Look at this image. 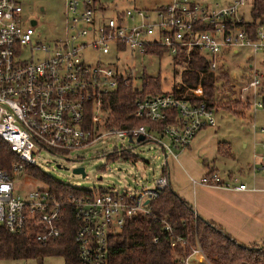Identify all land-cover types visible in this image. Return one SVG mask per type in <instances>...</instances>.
I'll list each match as a JSON object with an SVG mask.
<instances>
[{"label": "built area", "instance_id": "obj_1", "mask_svg": "<svg viewBox=\"0 0 264 264\" xmlns=\"http://www.w3.org/2000/svg\"><path fill=\"white\" fill-rule=\"evenodd\" d=\"M105 2L64 0V36L48 44L32 43L35 21L22 24L18 0H0V140L18 160L9 171L0 168V227L9 233L22 232L30 211H38L43 223L56 219L60 203L50 196L46 185L24 194L13 188L15 179L28 175L23 172L24 163L37 165L40 148L63 157L73 149L116 134L136 142L152 139L164 152L161 172L151 182L136 183L132 189H92L91 195L67 199L74 216L81 221L74 233L81 264L108 263L110 235L120 231L128 217L149 214L150 202L167 185V156H176L197 131L216 123L213 107L162 90L128 99L132 117L148 120L149 125L113 124L109 95L120 83L132 84V80L112 63L98 58L87 61V51L105 55L110 50L117 53L136 48L149 53L146 47L152 45L161 47L172 59H184V64L195 53L212 73L215 89L222 82L219 75L225 73L236 97L248 101L253 110L263 107L258 86L259 65L264 63V26H256L251 33L240 24L247 21L243 19V9L248 7L250 14L254 0L210 6L195 0H163L151 8L113 9L110 15L104 14ZM245 46L250 53L242 72L236 75L229 67L224 69L223 53ZM187 89L195 95L202 93L200 84ZM138 135L142 136L139 141ZM261 159L264 163V155ZM256 168L254 164L252 170ZM191 181L245 188L243 183L234 186V177L224 178L214 171ZM163 228L171 234L167 222ZM56 234L53 228L37 233L35 238L45 240ZM171 239V245L184 242L178 235ZM189 247L185 255L178 257L180 264H213L197 239Z\"/></svg>", "mask_w": 264, "mask_h": 264}, {"label": "trees", "instance_id": "obj_2", "mask_svg": "<svg viewBox=\"0 0 264 264\" xmlns=\"http://www.w3.org/2000/svg\"><path fill=\"white\" fill-rule=\"evenodd\" d=\"M251 33L258 25L264 26V0H254L250 10V19L240 23ZM159 46L146 47L149 53L161 54ZM182 68L179 81L172 84L171 91L178 97L191 101H203L208 107L230 108V100L218 103L223 95L215 93L212 73L199 55L192 53L186 64L184 59L173 58ZM219 77L224 80L225 73ZM263 82V81H262ZM258 86L259 98L264 107V83ZM200 84L202 93L195 95L187 88ZM222 84V82L220 83ZM217 90V89H216ZM227 90V89H225ZM158 79L143 75L139 86H132L130 81L119 84L109 95L111 122L120 127L125 125H149L150 121L132 117L128 99L132 95L143 97L161 92ZM238 98V97H236ZM236 101V100H234ZM238 102V101H236ZM156 124V123H155ZM219 154H229V144L225 140L217 142ZM107 158H127L125 150L107 151ZM18 161L8 145L0 140V168L7 171L13 162ZM23 172L43 182L50 196L60 206L54 221L43 223L38 211L26 213V225L20 233H9L0 227V257L35 258L39 262L46 255L60 254L63 264H81L77 255L74 233L81 221L72 212L67 199L79 195H91L92 189L80 188L58 181L42 171L37 165L24 163ZM209 172V171H208ZM149 214H135L128 217L120 231L109 237L107 264H180L179 256L185 255L189 245L197 239L204 253L213 264H264V243L242 244L234 240L221 227L198 216L187 200L174 191L169 183L160 191L150 204ZM171 228V234L163 228V221ZM55 228L57 234L45 240H37V233H47ZM181 236L183 243L171 245L172 236ZM156 237V240L153 238Z\"/></svg>", "mask_w": 264, "mask_h": 264}, {"label": "rangeland", "instance_id": "obj_3", "mask_svg": "<svg viewBox=\"0 0 264 264\" xmlns=\"http://www.w3.org/2000/svg\"><path fill=\"white\" fill-rule=\"evenodd\" d=\"M21 6L20 20L27 25L30 20H34V29L31 35L32 43H52L53 40L64 36V0H18ZM120 6L147 7L162 0H117ZM203 5L214 3L223 4L229 0H195ZM119 2V3H120ZM113 3H104V14L110 15ZM244 20L250 19L248 7L243 9ZM250 53L249 47H239L236 52L227 51L223 53L224 69L229 67L232 74H240L244 69L246 56ZM102 62H109L118 68L124 75H128L132 84L139 86L143 75L158 79L159 88L163 91L171 90L172 84L179 81L180 66L166 51L161 55L156 53H146L134 49L124 48L119 52L110 50L105 55L87 51L85 59L89 62L94 59ZM112 65V66H114ZM261 82L264 83V72ZM232 83L226 77L222 84L215 89V93L223 95L218 103L230 100L229 109H221L213 106L215 116V126L209 133L212 139L225 140L229 144V150L233 157H220L215 166L222 175L223 171L229 169L234 175L244 173L251 165L260 164L264 155V107H257L253 110V105L248 107V101L236 98ZM227 89V90H225ZM238 102H236V101ZM262 128V131L259 128ZM202 128V129H204ZM201 130V129H200ZM189 145V144H188ZM126 148L127 158L118 156L117 158H107L106 152L114 147ZM164 152L156 141L152 139L136 142L129 141L126 137H119L116 134L99 138L87 146L71 150L69 155L59 157L45 148H40L37 157V166L45 173L51 175L58 181L69 185L100 189L112 187L118 190L136 188V183L151 182V180L161 172ZM71 156H74L71 158ZM227 156V155H226ZM169 157V156H167ZM202 159L203 161H200ZM208 162V161H207ZM256 162V163H254ZM179 163V164H178ZM176 168L183 177L184 184L189 183L185 171L192 172L189 163L200 166L206 163L202 155H197L192 145L190 150L180 151ZM82 166L84 175L73 173L72 168ZM182 166V168L180 167ZM175 171V170H174ZM27 173V172H26ZM236 173V174H235ZM20 175L13 181L14 191L24 194L31 189L44 188L45 184L31 173ZM174 176H177L175 171ZM99 177V178H98ZM224 177V176H223ZM173 189H177V183L171 184ZM0 264H63V257L60 254L46 255L39 262L35 258H4L0 257Z\"/></svg>", "mask_w": 264, "mask_h": 264}, {"label": "crops", "instance_id": "obj_4", "mask_svg": "<svg viewBox=\"0 0 264 264\" xmlns=\"http://www.w3.org/2000/svg\"><path fill=\"white\" fill-rule=\"evenodd\" d=\"M106 1H111L113 3L112 11L113 9L138 7L135 5L120 6L121 2L117 0ZM161 2L153 3L151 6L145 8L154 7ZM259 71L261 82L262 73L264 72V63L259 65ZM248 107H250L249 104ZM214 126H212V128ZM210 129L211 128H204L197 131L190 140L189 145L180 150H190V145H192L197 155L200 154L206 159V163L194 167L189 163L192 172L180 166L183 172L185 171L187 180L189 181V183L184 184L183 177L176 168V162L178 163V155L180 153V151H178L176 156H169L165 161L168 183L170 186L171 184L177 183V189L171 188L190 203L193 211L198 216L221 227L237 242L242 244L264 243V163H262V159L259 157V159H261L259 162H261L260 164L263 165V168L256 165L257 168L252 170V164L251 168H248L244 173H237V176L229 169L223 171L221 175L218 168L215 166V162L220 157L231 158L232 160L233 157L230 150L227 156L217 152V142L220 140L212 139L209 133ZM200 161L203 160L200 159ZM174 170L177 172V176H174ZM208 171H214L222 177L224 176V178L228 176L234 177V186L237 183H243L245 188L236 189L234 187H221L193 183L191 181V178L198 179Z\"/></svg>", "mask_w": 264, "mask_h": 264}, {"label": "water", "instance_id": "obj_5", "mask_svg": "<svg viewBox=\"0 0 264 264\" xmlns=\"http://www.w3.org/2000/svg\"><path fill=\"white\" fill-rule=\"evenodd\" d=\"M141 139H142V136L141 135H138L137 138H136L137 141H139ZM72 172L73 173H80L82 176L84 175V171H83V167L82 166H75V167H73L72 168Z\"/></svg>", "mask_w": 264, "mask_h": 264}]
</instances>
